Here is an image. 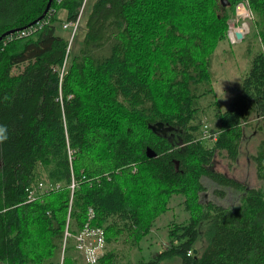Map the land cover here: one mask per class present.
Listing matches in <instances>:
<instances>
[{
  "label": "trees",
  "instance_id": "1",
  "mask_svg": "<svg viewBox=\"0 0 264 264\" xmlns=\"http://www.w3.org/2000/svg\"><path fill=\"white\" fill-rule=\"evenodd\" d=\"M83 1L51 0L31 24L48 0H0V264H57L67 213L76 231L88 207L106 244L136 245L173 195L187 219L169 222L154 256L125 264H264V138L253 154L259 186L211 168L216 154L237 159L252 119L264 128V0H246L260 46L245 50L249 66L227 108L207 103V137L210 58L240 0H94L70 55L60 29ZM29 25L34 32L15 36ZM43 176L59 188L28 199ZM204 178L237 203L201 201ZM70 241L63 264H75ZM95 264H118L117 253Z\"/></svg>",
  "mask_w": 264,
  "mask_h": 264
},
{
  "label": "rangeland",
  "instance_id": "2",
  "mask_svg": "<svg viewBox=\"0 0 264 264\" xmlns=\"http://www.w3.org/2000/svg\"><path fill=\"white\" fill-rule=\"evenodd\" d=\"M94 0H84L81 6V17L78 19L77 24L62 26L60 33L66 34L69 40L70 55L77 52L82 36H83V17L85 11L89 9L91 3ZM235 7L233 13L227 20V24L231 20L233 14H235ZM242 13H239V16ZM253 19L248 23L249 31L245 38L239 43H231L225 36V39L220 41L213 51L210 58V70L212 72V87L214 89L213 95H207L201 98L200 102L205 105L206 113L203 115L200 125L202 134L205 129L210 128L213 123L208 120L211 117L213 106L207 107V103L215 100L217 105L221 109L227 108L229 101L235 96L239 90V84L242 75L247 71L249 66V57L245 50L252 44L253 49L260 46L258 40H254L251 32V23ZM229 25V24H228ZM256 120L252 119V124L245 125L243 127V136L240 142L239 153L235 161L229 160L223 154H216L213 158L211 168L224 173L227 176L235 178L247 186H259L262 181L256 176V167L253 160V154L257 150L258 143L264 138V128H258ZM208 130L206 131V133ZM206 138V137H204ZM207 140V139H205ZM210 144V143H209ZM42 180H46L43 176ZM205 190L200 193L201 201H213L223 206H229L237 203L238 195L233 193L229 189H224L220 194L221 187H217L214 183L207 178L203 179ZM75 188V186H74ZM181 195H173L169 200V208L166 212L159 215L154 222V226L150 233L143 237L138 244L130 245L129 243H123L122 239L116 242L106 244L104 251L113 249L117 253L118 264H125L126 262H133L138 257L149 258L154 256L161 248L165 246L166 231L169 222L171 221H185L188 216V212L183 208ZM70 230V227L68 226ZM67 229V230H68ZM198 237L197 246H201L203 239ZM73 245V241H70ZM69 244V243H68ZM203 245V244H202ZM68 246V245H67ZM67 246L65 251L61 250L57 264H63L64 256L67 254ZM75 249V248H74ZM202 251V246H201ZM74 254L72 259L75 260V264H85L79 253L73 250ZM160 264H181L178 257H172Z\"/></svg>",
  "mask_w": 264,
  "mask_h": 264
},
{
  "label": "bare ground",
  "instance_id": "3",
  "mask_svg": "<svg viewBox=\"0 0 264 264\" xmlns=\"http://www.w3.org/2000/svg\"><path fill=\"white\" fill-rule=\"evenodd\" d=\"M234 7L236 11L235 14H233L232 17L230 18L231 20L228 23L229 25L227 24L225 36L229 39L231 43L233 42L239 43L245 38L247 32L249 31L248 23L252 19H254V15L246 0H240L235 4ZM240 12L242 13L241 14L242 16H239ZM81 14L82 13L80 9L78 16L73 23H63L62 26L67 27L66 25L70 26L71 24H75L76 26L78 19L81 17ZM39 19L37 18L31 24L37 22ZM35 29H36L35 25H29L22 29L16 30L14 34L16 37L26 36L34 32ZM1 38L2 36L0 37V39ZM206 131L207 129H205V132L203 134L207 137L210 134L208 132L206 133ZM68 154H69V158H71L72 151L69 150ZM75 184H76V180L72 175L71 182L69 184L70 192L73 191ZM57 188H59V184L57 183L50 182L47 179L45 181L39 180L37 183L31 184L27 189L28 199H33L39 192H47ZM69 209H70V204L68 206V210ZM68 218H69V214L67 213V220H66L67 222L64 229L62 250L64 251L65 245L67 244V239L71 238V240L73 241L74 248L79 253L82 261L85 264H95L98 261V258L104 252L106 241L104 237L103 227L92 223V220L94 218V210L92 209V207H88L86 212V217L83 220L81 226L76 231H72L71 229L70 230L68 229ZM76 243L90 244L92 246V249L87 253H80L76 247ZM194 251L196 250L194 249Z\"/></svg>",
  "mask_w": 264,
  "mask_h": 264
},
{
  "label": "built area",
  "instance_id": "4",
  "mask_svg": "<svg viewBox=\"0 0 264 264\" xmlns=\"http://www.w3.org/2000/svg\"><path fill=\"white\" fill-rule=\"evenodd\" d=\"M76 247L80 253H87L92 249L90 244L76 243Z\"/></svg>",
  "mask_w": 264,
  "mask_h": 264
},
{
  "label": "clouds",
  "instance_id": "5",
  "mask_svg": "<svg viewBox=\"0 0 264 264\" xmlns=\"http://www.w3.org/2000/svg\"><path fill=\"white\" fill-rule=\"evenodd\" d=\"M6 128L5 126L0 125V141L6 139Z\"/></svg>",
  "mask_w": 264,
  "mask_h": 264
},
{
  "label": "water",
  "instance_id": "6",
  "mask_svg": "<svg viewBox=\"0 0 264 264\" xmlns=\"http://www.w3.org/2000/svg\"><path fill=\"white\" fill-rule=\"evenodd\" d=\"M49 3H50V0H49L48 3L46 4V7H45L43 13L40 15V17H38V19L41 18V17H43V16L45 15V13H46V11H47V8L49 7ZM13 31H14V30H9V31H7L6 33H10V32H13ZM6 33H4V34H6Z\"/></svg>",
  "mask_w": 264,
  "mask_h": 264
},
{
  "label": "crops",
  "instance_id": "7",
  "mask_svg": "<svg viewBox=\"0 0 264 264\" xmlns=\"http://www.w3.org/2000/svg\"><path fill=\"white\" fill-rule=\"evenodd\" d=\"M0 166H1V162H0Z\"/></svg>",
  "mask_w": 264,
  "mask_h": 264
}]
</instances>
